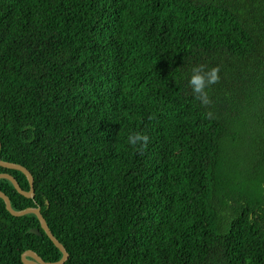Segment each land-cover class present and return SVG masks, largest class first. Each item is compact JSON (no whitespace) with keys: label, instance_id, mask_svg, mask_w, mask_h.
<instances>
[{"label":"trees","instance_id":"16d2710c","mask_svg":"<svg viewBox=\"0 0 264 264\" xmlns=\"http://www.w3.org/2000/svg\"><path fill=\"white\" fill-rule=\"evenodd\" d=\"M0 141L64 264H264V0H0ZM26 250L62 257L0 198V264Z\"/></svg>","mask_w":264,"mask_h":264},{"label":"water","instance_id":"95a60500","mask_svg":"<svg viewBox=\"0 0 264 264\" xmlns=\"http://www.w3.org/2000/svg\"><path fill=\"white\" fill-rule=\"evenodd\" d=\"M0 148H1V141H0ZM0 166L7 168V169H14L19 170L26 176L28 182H29V190H24L19 182L16 180L14 176H12L9 173H0V179H8L14 188L23 196L28 198H33L35 195V189H34V177L32 173L23 165L16 164L13 162L4 161L0 158ZM0 198H2L5 202L6 209L14 216H24L27 214H35L40 222L41 228L44 230V232L47 234V236L53 241L55 246L61 251L62 257L56 261V262H47L45 261L37 252L33 250H26L24 253H22V261L24 264H64L68 257L69 253L66 250L65 246L54 236L52 233L45 217L41 213L40 207H28L22 210H16L12 207L11 200L9 196L0 190ZM32 233L41 235V232L38 228H34L30 230Z\"/></svg>","mask_w":264,"mask_h":264},{"label":"clouds","instance_id":"9594fccd","mask_svg":"<svg viewBox=\"0 0 264 264\" xmlns=\"http://www.w3.org/2000/svg\"><path fill=\"white\" fill-rule=\"evenodd\" d=\"M220 68L212 67L206 70L205 66H193L191 69V74L188 79L189 86L191 87L192 93L195 95L202 104L208 105L210 103V98L207 89L220 80ZM147 141V137L140 133L134 135H129L128 142L136 146L140 141Z\"/></svg>","mask_w":264,"mask_h":264}]
</instances>
